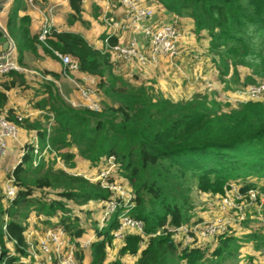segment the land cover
<instances>
[{
	"label": "trees",
	"instance_id": "obj_1",
	"mask_svg": "<svg viewBox=\"0 0 264 264\" xmlns=\"http://www.w3.org/2000/svg\"><path fill=\"white\" fill-rule=\"evenodd\" d=\"M26 1H8L5 23L16 62L26 67L28 56L38 55L39 50L56 60H61L57 52L71 55L80 72L97 77L104 99L100 111L78 108L50 83L46 85L49 96L35 104L43 114L22 118L8 106L7 91L27 89L26 73L14 70L0 78V115L34 133L24 143L19 162L0 178V264L39 263L27 237L33 216L47 228L63 229L77 246L79 239L93 236L89 264H204L209 257L226 261L237 256L246 244L264 250L262 228L240 236L232 226L210 240L196 239L187 248L169 230L202 221L194 219L195 186L222 194L235 184L246 197L250 190L264 192V98L228 105L211 92L175 100L154 82L138 85L119 72V62L110 51L95 47L80 32L52 27L41 41L39 34L31 33V18L20 15ZM157 2L191 19L196 37L207 40L218 79L227 90L233 84L246 88L264 81V0ZM69 4L68 24L83 21V0H69ZM102 39L110 46L119 41L108 34ZM240 68L248 74L243 76ZM46 73L59 79L56 72ZM78 157L89 161L98 174L113 159L118 173L109 180L120 176L121 184L127 183L134 203L128 213L144 223L145 234L129 233L112 260L109 249L118 243L113 232L124 203L120 201L121 206L103 224L93 220L94 211L86 206L97 202L104 209L118 195L101 180L57 165L62 159L74 168ZM9 178L17 187L12 200L6 199L2 186ZM85 250L77 251L78 264H84ZM125 255L134 262L124 261ZM44 259L48 261L45 255Z\"/></svg>",
	"mask_w": 264,
	"mask_h": 264
},
{
	"label": "built area",
	"instance_id": "obj_2",
	"mask_svg": "<svg viewBox=\"0 0 264 264\" xmlns=\"http://www.w3.org/2000/svg\"><path fill=\"white\" fill-rule=\"evenodd\" d=\"M9 1V0H7ZM35 0H27L29 3H34ZM68 1V0H67ZM123 8L124 15L120 21L114 17L105 16L106 21L111 25L112 32L110 36L118 38V43L110 46L108 40L105 41V51H110L114 59L121 63L132 64L146 67L154 65L161 60H168L176 64V59L182 55V39L183 32L176 23L166 24L158 23L157 8L151 3H143L141 0H119ZM52 29L51 22L48 19L42 24L39 38L45 41ZM125 30L133 33L132 36L122 38ZM123 31V32H121ZM139 35L142 38H139ZM10 49L1 56L0 60V78L10 71L24 72L25 69L20 66L15 58V45L11 40ZM61 59L65 74L70 76L80 72L79 63L71 55H63L56 53ZM5 60V61H4ZM75 88L79 95V102L72 101L75 107H82L92 111H100L103 106V96L98 89V79L96 76L85 74L83 80L73 77ZM248 99H258L264 95V81L257 85H252L246 89ZM247 101V100H246ZM19 127L6 120L0 115V157L6 152L5 138H18ZM113 160V159H112ZM114 163V162H113ZM114 165H116L114 163ZM111 169L101 171L99 179L104 187L118 195V199H112L105 206L104 221L116 212L121 202L124 203L125 210L119 215V226L114 230L113 236L115 241H123L129 233L145 234L144 223L140 219H136L128 213L134 206L132 201V193L123 190L121 184L116 180L110 181L113 176ZM235 194L236 199H243L247 202L245 205H256L264 208V194L258 190H250L248 196L242 195L237 186L232 184L230 187ZM6 199L12 200L17 192V187L13 183V179L9 178L3 188ZM233 202L225 201V204L233 206ZM225 204L223 206L226 208ZM242 211V210H240ZM243 217H241L242 219ZM214 219L207 222H199L192 225H183L179 227H171L169 230L174 237L181 239L182 247L187 248L193 244L196 239H208L209 236H214L220 233H225L229 229L228 221L230 218ZM240 220V217L238 218ZM102 222V224L104 223ZM93 236L79 239V246L72 238L61 228H47L44 235L39 237L38 247L40 251L48 258V261L56 262L57 264H78L77 251L79 249H89L93 241ZM142 244V242H141ZM36 255V252L31 251Z\"/></svg>",
	"mask_w": 264,
	"mask_h": 264
},
{
	"label": "rangeland",
	"instance_id": "obj_3",
	"mask_svg": "<svg viewBox=\"0 0 264 264\" xmlns=\"http://www.w3.org/2000/svg\"><path fill=\"white\" fill-rule=\"evenodd\" d=\"M141 1L143 3H151L157 8L159 16L158 23H176L179 26L180 30L183 32L182 44L185 42L184 44L186 45V48H188V51L185 52L184 56H182V58H180L175 65L169 64L164 60L146 67L138 66L135 63L129 64V73L125 74L128 79H131L138 85H149L151 82H154L158 89H160L164 94L170 95L175 100H189L194 98L198 93L209 94L211 92H217L219 100L222 101L223 104L235 105L249 100V97L246 95V89L249 86L243 88L239 84H233L232 89L227 90L226 84L218 79L216 64L212 62L213 55L209 53L208 42L207 40H201L196 37L193 32V22L191 19L181 18L177 14L168 11L164 7H161L157 0ZM5 3L6 2H4V4ZM23 68L28 75V81L30 84V89H28L26 93L34 95L40 82L38 80L41 79V72L36 71V69L32 70L30 64ZM118 70H120L119 64ZM240 70L243 76L249 72L245 68H240ZM72 79L73 77L71 80ZM73 84L75 86V81ZM60 90L62 92L61 88ZM65 98L71 104L72 101H80L76 98V96H65ZM261 98H264V95ZM76 160L77 164L74 168H70L62 159H58L57 165L62 166L71 172L77 173L78 175L86 176L92 180H98L101 171H106V169H111L112 174L114 175H117L118 173L117 165H114L112 159H109L102 165V170L99 174L97 169L93 167L89 161L80 157L76 158ZM116 181L121 184L122 178L120 176H116ZM121 186L124 191L130 192V187L127 183L121 184ZM260 193L264 194L263 191H260ZM193 198L195 205L194 219L202 218L203 222H207L214 219L222 218L225 220L224 218H230L228 221L230 227L226 232L231 231L230 228L235 226L237 227L235 231L240 236H242L244 232L247 233L261 228L264 229V208L256 205H245L247 202H244L243 199H236L234 191L229 187H225L224 193L221 194L213 191L203 192L195 186ZM225 201L233 202L234 205L233 203V206L227 205L225 204ZM223 204H225L226 208ZM86 207L91 208L94 211L92 219L99 222V224H102L105 217V207L104 209H101L100 203L97 202H92ZM239 217L240 220H238ZM241 217L243 218L241 219ZM46 230L47 227L41 223V219L39 217L33 216L31 218L29 231L27 233L30 249L31 251L36 252V255L38 256V264H57L56 262L46 261L43 253L38 247V239L44 235ZM214 236H209L208 239L210 240ZM88 237H91V235H88ZM117 242L118 243L114 244V246L109 249V260L118 256L121 246L119 241ZM216 245L217 244L215 243L211 244V251L216 247ZM85 251L86 260L84 264H89V249H86ZM123 260L127 263L134 262L133 257L130 255H125ZM204 264H264V250H256L251 244H246L240 248L237 256L235 255L226 261L209 257V262Z\"/></svg>",
	"mask_w": 264,
	"mask_h": 264
},
{
	"label": "crops",
	"instance_id": "obj_4",
	"mask_svg": "<svg viewBox=\"0 0 264 264\" xmlns=\"http://www.w3.org/2000/svg\"><path fill=\"white\" fill-rule=\"evenodd\" d=\"M7 2L8 1H6L3 6V10L0 12V26L5 28L6 31L7 28L5 22L10 5V3ZM26 5V9L20 11V15H28L31 18L30 30L33 35L41 32L43 22L45 19H48L53 28L80 32L83 36H85V38L90 40L95 47L101 50H105L106 48L102 35H109L110 32H112V27L106 21L105 16H112L117 21H120L124 15V10L119 0H83V21H78L75 24L70 25L68 24V18L72 13V9L70 7L69 0H35L34 3L27 2ZM132 35V32L125 30L124 34H122V38L127 39ZM139 38H142V36L139 35ZM184 43L182 44V55L176 59V63L180 58H182V56H184L185 52L188 51V48H186ZM1 59L2 58L0 56V60ZM164 61L175 65L166 59H164ZM29 64L32 67V70L36 69V71L41 72V79L39 78L40 80H38L40 82L38 84V88H36L37 91H35V94L32 95L26 93L28 89H30L29 81V87L27 89L15 87L7 91L9 95L8 106L14 108L20 117L35 119L43 114L44 111L36 108L35 104L41 99L49 96L46 85L50 83H55L58 87L60 86L63 95L69 97L76 96V98L79 99V95L71 78L77 77L83 80L85 73L77 72L67 76L65 74V67L62 61L46 55L41 50L38 51V55L30 54L28 56L27 65ZM128 65L129 64L125 63L119 64V71L124 74L129 73ZM45 70L58 73L59 79L54 78L50 74H44ZM26 77L28 80L27 73ZM19 130L20 132L18 138H5L6 152L0 157V178H3L4 175L9 173L19 162L24 143L31 138H34L33 132L28 133L23 129ZM5 183L6 182H3L2 184L3 188Z\"/></svg>",
	"mask_w": 264,
	"mask_h": 264
},
{
	"label": "water",
	"instance_id": "obj_5",
	"mask_svg": "<svg viewBox=\"0 0 264 264\" xmlns=\"http://www.w3.org/2000/svg\"><path fill=\"white\" fill-rule=\"evenodd\" d=\"M6 1L7 0H0V12L3 10L4 2ZM10 47H12L11 38L8 35L6 29L0 26V56L7 52Z\"/></svg>",
	"mask_w": 264,
	"mask_h": 264
}]
</instances>
